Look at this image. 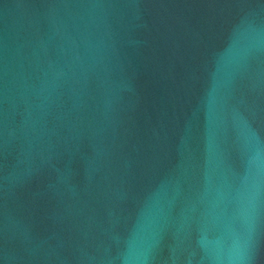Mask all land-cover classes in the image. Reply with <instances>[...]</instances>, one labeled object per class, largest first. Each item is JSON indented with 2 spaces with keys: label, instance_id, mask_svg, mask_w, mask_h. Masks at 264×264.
Instances as JSON below:
<instances>
[{
  "label": "water",
  "instance_id": "1",
  "mask_svg": "<svg viewBox=\"0 0 264 264\" xmlns=\"http://www.w3.org/2000/svg\"><path fill=\"white\" fill-rule=\"evenodd\" d=\"M0 264H264V0H0Z\"/></svg>",
  "mask_w": 264,
  "mask_h": 264
}]
</instances>
